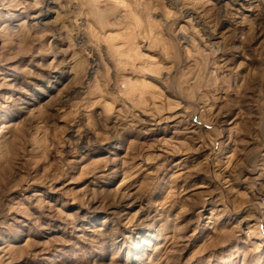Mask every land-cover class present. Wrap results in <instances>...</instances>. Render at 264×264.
I'll use <instances>...</instances> for the list:
<instances>
[{
  "label": "rangeland",
  "instance_id": "1",
  "mask_svg": "<svg viewBox=\"0 0 264 264\" xmlns=\"http://www.w3.org/2000/svg\"><path fill=\"white\" fill-rule=\"evenodd\" d=\"M0 264H264V0H0Z\"/></svg>",
  "mask_w": 264,
  "mask_h": 264
}]
</instances>
